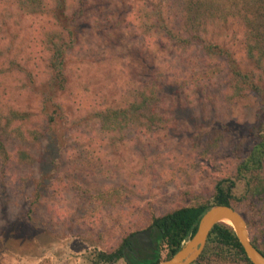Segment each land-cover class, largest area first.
Wrapping results in <instances>:
<instances>
[{
  "label": "trees",
  "instance_id": "trees-1",
  "mask_svg": "<svg viewBox=\"0 0 264 264\" xmlns=\"http://www.w3.org/2000/svg\"><path fill=\"white\" fill-rule=\"evenodd\" d=\"M95 1L0 0L2 210L10 199L7 192L9 181L14 182L12 188L20 192H25L29 186L33 188V196L24 200L26 218H30L37 204H44L48 186L43 178L34 177L32 164L35 157L32 147L38 146L47 137L46 134H61H51V129L47 131L46 128L55 123V119L61 118L54 95H71L76 88L74 77L68 75V53L82 40L92 39L105 45L110 51L108 59H112L123 35V26L124 30L130 27L134 36L147 41V47L124 59V72H114L112 67L103 68L112 79L116 93L114 101L109 102L111 96L108 100L104 98L105 105L100 104V109H90L74 121L76 126L95 125L102 134L101 138L107 136L111 140L112 148L108 157L113 163L102 160L99 155L101 143H98L101 140L91 138L88 144L90 149L87 145L77 155L71 156L74 164L68 165L67 169L61 165L62 176L83 184L85 179L91 180L99 174L110 173L113 167L122 168L123 165L114 159H124V139L127 135H164L168 128L174 127L181 119L178 117V110L182 107L178 103L179 94L190 90V98L186 99L188 103L194 95L204 93L209 79L225 75L227 85L223 91L224 100L244 104L251 99L258 106L251 127L255 141L239 156L231 175L223 176L213 183L209 201L178 206L150 218L147 228L151 229V249L137 248L134 252L128 240L131 234H127L119 238L113 249L98 250L96 258L106 264L114 263L123 256L126 264H156L172 255L181 242L193 234L199 217L214 204L232 208L242 204L246 210L261 217L259 226L252 227L249 239L264 255V0H141L143 7L137 9L133 19L128 18V0L115 4V12L109 17L92 16L96 10L92 5ZM23 14L44 15L50 21L49 26L38 30L39 67L30 65L28 59L19 60L20 53L16 51L18 34L12 24L16 25ZM232 25L241 27L240 36L236 35L239 30ZM229 44H233V47ZM195 49L200 51V57L191 66H197L186 69L184 73L176 70L169 73L168 66L160 64L159 58L174 57L181 51ZM236 49L240 50L238 56H235ZM30 93L42 95V102L55 107L50 113L45 111L42 114V125L31 123L40 115L27 107L24 95ZM202 97L213 98L208 95ZM59 137L55 136L56 139ZM7 140L14 142L10 150L7 149ZM39 162L34 163L37 165ZM11 164L24 165L28 172L9 175L5 170ZM236 182L242 185L238 195L233 193ZM81 184L70 182L71 188L79 190V195L87 194L88 198H81L88 199L93 209L114 206L122 201L123 196L118 190H94L92 195ZM93 209L89 208L84 215L93 216ZM73 210L76 211L61 217L62 225L67 230L83 219L80 216L81 206ZM98 243L102 245L101 238ZM158 244L166 249L163 258L158 255ZM237 261L250 264L230 225L218 222L211 227L202 251L190 264H234Z\"/></svg>",
  "mask_w": 264,
  "mask_h": 264
},
{
  "label": "rangeland",
  "instance_id": "rangeland-1",
  "mask_svg": "<svg viewBox=\"0 0 264 264\" xmlns=\"http://www.w3.org/2000/svg\"><path fill=\"white\" fill-rule=\"evenodd\" d=\"M119 1L124 2H93V9L96 10L92 16L109 17L115 12L114 5ZM128 1V18L133 19V14L143 5L141 0ZM125 6L128 7L127 4ZM23 15L16 25L12 24L18 34L16 51L20 53L19 60L28 59L30 65L39 67L38 30L49 26L50 21L44 15ZM232 26L239 30L236 35L240 36L241 27ZM129 28L124 30L123 26V35L112 59H108L109 49L99 40L92 39L82 40L68 53V75L74 77L76 88L71 95H54L61 118L55 119V123L46 128L47 131L51 129V134L61 132L57 134L60 137L56 139L57 135L46 134L47 137L38 146L32 147L34 162L40 161L37 165L33 162V174L47 183L46 198L44 204H37L30 218H26L24 200L33 196V188L29 186L25 192H20L14 190V182L9 181L7 192L10 199L4 210L0 203V264H106L96 258V252L100 249L111 250L121 236L146 229L152 216H159L178 206L209 201L213 183L223 176L231 175L239 156L255 141L251 127L258 106L251 99V103L247 101L245 105L224 100L223 91L227 85L225 75L209 79L202 95L212 99H203L198 93L187 103L190 90L179 94L178 103L182 107L178 110V117L181 119L174 127L168 128L164 135H127L124 139V159H114L123 165L122 168L113 167L110 173L99 174L91 180L85 179L83 184L62 176L61 165L67 169L68 165L74 164L71 156L77 155L82 147H87L91 138L101 140L98 143H101L99 155L102 160L113 163L108 157L112 148L111 140L107 136L101 138L102 134L95 125L76 126L74 121L90 109H100L104 98L108 100L111 96L109 102L114 101L116 93L112 79L103 68L112 67L114 72H124V59L147 47V41L135 37ZM229 45L233 47V44ZM239 54L240 50L236 49L235 56ZM199 57L200 51L195 49L181 51L174 57L159 58V61L164 67L168 66L169 73L175 70L184 73L186 69L197 66L191 64ZM24 96L27 107L40 115L31 123L42 125V114L45 111L50 113L55 107L42 102V95L30 93ZM58 139L63 141L59 142ZM13 143L11 140L6 141L8 150L14 146ZM5 172L15 176L23 175L28 170L24 165L11 164ZM70 182L83 185V189H89L92 195L94 190H118L123 196L122 201L114 206L93 209L88 199L81 198H88L87 194L79 195V190L71 188ZM241 189V182H236L233 193L238 195ZM80 206L83 219L67 230L62 225L61 217L76 211L73 208ZM89 208L94 210L91 217L84 215ZM234 209L244 217L250 238L252 227L259 226L261 217L246 210L242 204H236ZM100 238L102 245L98 243ZM157 249L159 257L163 258L166 249L160 244ZM111 264L126 263L118 259ZM234 264L245 263L237 261Z\"/></svg>",
  "mask_w": 264,
  "mask_h": 264
},
{
  "label": "water",
  "instance_id": "water-1",
  "mask_svg": "<svg viewBox=\"0 0 264 264\" xmlns=\"http://www.w3.org/2000/svg\"><path fill=\"white\" fill-rule=\"evenodd\" d=\"M224 221H229L231 224L232 232L249 263L264 264V255L250 242L244 217L231 206L222 204L208 207L199 217L193 234L182 241L172 255L156 264H190L202 251L211 227L215 223ZM150 233V228L136 231L128 237V240L135 239L139 248L151 249Z\"/></svg>",
  "mask_w": 264,
  "mask_h": 264
},
{
  "label": "flooded vegetation",
  "instance_id": "flooded-vegetation-1",
  "mask_svg": "<svg viewBox=\"0 0 264 264\" xmlns=\"http://www.w3.org/2000/svg\"><path fill=\"white\" fill-rule=\"evenodd\" d=\"M130 246H131V248H132V250H133L134 252H136V249L139 248V247H138V243L136 242L135 239H133L132 241H130ZM126 249H127V251H130L128 248H126ZM139 249H143V248H139ZM143 250H144V249H143ZM122 252H123V250H122ZM124 259H125V257L123 256L122 260L124 261Z\"/></svg>",
  "mask_w": 264,
  "mask_h": 264
},
{
  "label": "bare ground",
  "instance_id": "bare-ground-1",
  "mask_svg": "<svg viewBox=\"0 0 264 264\" xmlns=\"http://www.w3.org/2000/svg\"><path fill=\"white\" fill-rule=\"evenodd\" d=\"M223 223L228 224V225H231V224L229 223V221H224Z\"/></svg>",
  "mask_w": 264,
  "mask_h": 264
}]
</instances>
